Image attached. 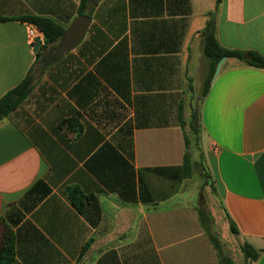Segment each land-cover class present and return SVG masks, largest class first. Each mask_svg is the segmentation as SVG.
<instances>
[{
  "label": "crops",
  "instance_id": "0c3cea01",
  "mask_svg": "<svg viewBox=\"0 0 264 264\" xmlns=\"http://www.w3.org/2000/svg\"><path fill=\"white\" fill-rule=\"evenodd\" d=\"M93 2L83 39L54 58L60 40L33 53L30 24L16 19L65 31L79 0H0V98L30 70L35 83L0 121V221L15 237L13 264H218L184 176L181 125L209 76L199 34L215 0ZM215 33L223 48L264 58V0H221ZM199 112L224 228L236 237L229 218L237 249L247 242L261 251L251 264H264V70L225 59ZM67 187L91 198L78 209Z\"/></svg>",
  "mask_w": 264,
  "mask_h": 264
},
{
  "label": "trees",
  "instance_id": "16d2710c",
  "mask_svg": "<svg viewBox=\"0 0 264 264\" xmlns=\"http://www.w3.org/2000/svg\"><path fill=\"white\" fill-rule=\"evenodd\" d=\"M92 2L93 0H79V5L77 8L78 16L87 15L91 17L96 7L91 5ZM220 3L221 0H215L214 12L208 15L205 26L199 34L202 43V52L209 64V76L206 79L203 88L198 96V122L196 123L194 110H192L189 123L181 124L184 130L185 153L183 156V172L185 178H191L193 174L194 166L196 165V162L192 158L194 153H199L201 162L197 164L203 167V158L201 154L202 128L199 119V109L202 104L203 98L206 96L209 90L210 82L220 59H236L246 66L264 70V58L258 53H242L235 50H229L223 48L217 41L215 24ZM7 20L8 19L0 18V22H5ZM16 20L33 25L41 32L43 38V44L40 47L41 50H44L48 46L57 43L61 39L64 32V29L61 26L48 18L23 16L17 18ZM95 29L96 27L95 25H93L91 27V30ZM243 56H246L247 58L244 60ZM31 72L32 70L27 73L25 78L17 86L6 92L0 98V121L9 118L16 111V109L19 108V106L30 96L35 84ZM186 127L187 131L185 130ZM38 184L40 185L41 182L37 183V185ZM66 193L71 203L78 209H80V207L82 206L83 201H87L91 198L90 196L83 195L77 187H67ZM195 211L197 213L199 225L216 253L218 264H235L231 257L223 253L218 237L212 232L213 218L210 213L201 205L197 206L195 208ZM228 226L231 234L238 235L237 229L229 218ZM0 227H2L3 229L2 236L0 238V264H13L15 258V237L10 229L6 226V224H4V222L0 221ZM238 250L241 254L244 264H249V262L254 263L261 254V251L254 249L247 242L239 245Z\"/></svg>",
  "mask_w": 264,
  "mask_h": 264
},
{
  "label": "rangeland",
  "instance_id": "374dc122",
  "mask_svg": "<svg viewBox=\"0 0 264 264\" xmlns=\"http://www.w3.org/2000/svg\"><path fill=\"white\" fill-rule=\"evenodd\" d=\"M193 82L195 91L200 92L202 86L201 78L194 76ZM190 104H193L192 100L190 101ZM185 130L187 131V127L185 128ZM192 158L196 162V165L194 166L193 174L191 176V179L188 181L187 186H191L197 192H195V196H197L198 198V206H203L212 216V232L218 237L223 253L231 257L235 264H244V262L242 261L241 254L237 249V242L239 241V239L237 235L235 238L233 236H230L228 230L224 228V215L222 214L220 208L217 206V203L214 199L211 182L206 176L205 169L199 164H197L201 162L199 158V153H194ZM182 191H184L183 195L187 193L186 189ZM2 232L3 229L2 227H0V238L2 236Z\"/></svg>",
  "mask_w": 264,
  "mask_h": 264
},
{
  "label": "water",
  "instance_id": "95a60500",
  "mask_svg": "<svg viewBox=\"0 0 264 264\" xmlns=\"http://www.w3.org/2000/svg\"><path fill=\"white\" fill-rule=\"evenodd\" d=\"M95 3V1L93 2ZM91 23V20L88 16L85 15H80L76 19L72 21L70 26L63 32L62 37L59 41V45L55 49L52 50V56L54 58H58L62 56L64 53L72 50L84 37L86 34L89 25ZM41 47V43L37 41L35 46L33 47V53H37ZM247 57L243 56V59L245 60ZM226 58L220 59L218 62L214 75L212 80H214L217 75L219 74L221 67L224 63ZM197 103L198 99L196 98L195 100V109H194V114H195V121L196 123L198 122V109H197ZM251 264V262H249Z\"/></svg>",
  "mask_w": 264,
  "mask_h": 264
},
{
  "label": "built area",
  "instance_id": "2783aa9c",
  "mask_svg": "<svg viewBox=\"0 0 264 264\" xmlns=\"http://www.w3.org/2000/svg\"><path fill=\"white\" fill-rule=\"evenodd\" d=\"M27 36L30 42L31 47L33 48L37 41L43 44V38L41 32L33 25H29L27 29Z\"/></svg>",
  "mask_w": 264,
  "mask_h": 264
}]
</instances>
